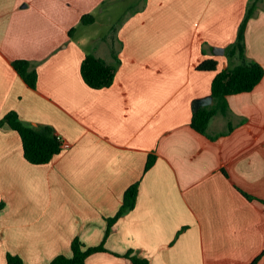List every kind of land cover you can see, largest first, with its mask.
Listing matches in <instances>:
<instances>
[{"label":"crops","instance_id":"0c3cea01","mask_svg":"<svg viewBox=\"0 0 264 264\" xmlns=\"http://www.w3.org/2000/svg\"><path fill=\"white\" fill-rule=\"evenodd\" d=\"M251 1L0 0V118L14 109L68 143L34 164L18 131L0 127V264L7 252L47 264L71 254L74 236L100 244L136 181L134 206L112 223L107 250L85 264H133L128 251L151 264H264V75L228 95L205 132L190 124L216 71L238 63L225 47ZM256 1L245 53L264 68V0ZM118 3L129 10L113 27L109 5ZM98 23L108 28L91 32ZM86 53L116 65L112 84L84 81ZM207 58L216 71L197 68ZM15 59L36 70L35 88Z\"/></svg>","mask_w":264,"mask_h":264},{"label":"trees","instance_id":"16d2710c","mask_svg":"<svg viewBox=\"0 0 264 264\" xmlns=\"http://www.w3.org/2000/svg\"><path fill=\"white\" fill-rule=\"evenodd\" d=\"M256 2V0L250 2L238 27L235 40L225 47V54L228 59L235 58L238 63L217 70V60L207 58L197 66L200 70H217L211 81L210 89L213 103L193 110L190 124L199 132L206 131L212 115L219 111H226V97L228 95L252 90L264 75L263 66L259 62L247 60L245 53V28L249 18L254 13ZM92 19V15L88 14L82 17V22L92 21ZM72 31L73 28L69 33L71 34ZM13 65L27 85L35 88L37 72L35 69H30L29 61L15 59ZM80 70L84 81L89 86L101 88L112 84L116 73V65L108 63L92 53H86L81 61ZM5 124L18 131L22 140L24 157L31 163H47L63 148L61 137L51 125L43 124L36 127L27 124L20 119L18 112L14 109L9 110L0 118V127ZM154 160V155H148L145 169H148L154 163ZM138 184L139 182L136 181L125 190L120 209L113 217L108 218V228L100 244L86 246L79 236H74L70 243L71 254H57L47 264H85L86 257L91 253L107 250L104 246V240L111 229V225L121 214L134 206ZM0 206H2V203H0ZM123 255L128 257L133 264H151L145 257L133 254L131 251ZM6 259L8 264H24L22 257L18 254L7 252ZM256 263L257 260L252 262V264Z\"/></svg>","mask_w":264,"mask_h":264},{"label":"rangeland","instance_id":"374dc122","mask_svg":"<svg viewBox=\"0 0 264 264\" xmlns=\"http://www.w3.org/2000/svg\"><path fill=\"white\" fill-rule=\"evenodd\" d=\"M125 4L124 3H118V4H114V5H109V7H111V11L109 14H110V17H114V20H113V27H115L117 24H118V21L121 17H123L124 15H126V13L128 12L129 6H124ZM108 6V5H107ZM106 6V7H107ZM105 7V8H106ZM104 8V9H105ZM103 12V11H102ZM103 19V18H102ZM107 19V18H106ZM105 19V20H106ZM115 25V26H114ZM106 28H108V26L106 24H97V25H93L91 27H89V30L93 33H101L103 31L106 30Z\"/></svg>","mask_w":264,"mask_h":264},{"label":"water","instance_id":"95a60500","mask_svg":"<svg viewBox=\"0 0 264 264\" xmlns=\"http://www.w3.org/2000/svg\"><path fill=\"white\" fill-rule=\"evenodd\" d=\"M213 50H214L213 52L215 54H219V53L221 54V53H223L224 48L215 46V47H213ZM211 100H212V96L208 95L204 98L198 99V101L196 102L195 105H197V106L206 105V104H209L211 102Z\"/></svg>","mask_w":264,"mask_h":264},{"label":"built area","instance_id":"2783aa9c","mask_svg":"<svg viewBox=\"0 0 264 264\" xmlns=\"http://www.w3.org/2000/svg\"><path fill=\"white\" fill-rule=\"evenodd\" d=\"M61 140H62L63 147L68 146V143L66 141H64L62 138H61Z\"/></svg>","mask_w":264,"mask_h":264}]
</instances>
